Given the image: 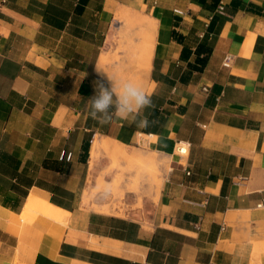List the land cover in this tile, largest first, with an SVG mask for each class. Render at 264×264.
Returning <instances> with one entry per match:
<instances>
[{
    "label": "crops",
    "instance_id": "crops-1",
    "mask_svg": "<svg viewBox=\"0 0 264 264\" xmlns=\"http://www.w3.org/2000/svg\"><path fill=\"white\" fill-rule=\"evenodd\" d=\"M219 2L0 0V264H264V0ZM145 45L149 125L92 119L101 56L110 76ZM95 137L165 160L141 208L85 207Z\"/></svg>",
    "mask_w": 264,
    "mask_h": 264
},
{
    "label": "rangeland",
    "instance_id": "rangeland-1",
    "mask_svg": "<svg viewBox=\"0 0 264 264\" xmlns=\"http://www.w3.org/2000/svg\"><path fill=\"white\" fill-rule=\"evenodd\" d=\"M141 50L140 47L138 52ZM119 61L122 59H118ZM125 149L127 151L126 156L119 154L118 157L110 159L108 154L101 153L98 154L99 156L95 155V157L98 156L95 166L90 163L91 169L87 180L86 194L91 198V202L85 205L88 209L99 210L112 206L124 214L130 207L141 208L143 206L144 198L148 197L146 195L147 189L151 190L150 195L158 192L159 188L155 183L162 180L161 168L157 170L152 168L151 164L154 161L148 159L147 153L142 151V148L126 147ZM140 157L148 159L150 162L145 164ZM98 194L102 195L109 204L100 207L94 201ZM149 198L150 200L155 199V197Z\"/></svg>",
    "mask_w": 264,
    "mask_h": 264
},
{
    "label": "bare ground",
    "instance_id": "bare-ground-1",
    "mask_svg": "<svg viewBox=\"0 0 264 264\" xmlns=\"http://www.w3.org/2000/svg\"><path fill=\"white\" fill-rule=\"evenodd\" d=\"M141 19L143 20L144 18H141ZM138 30H139L140 34L145 35V34L150 33V32H148V29H145V28H139ZM141 48H142V50L140 52H138L137 54L127 58L126 60H122L119 62L117 60L118 68L109 77H111L116 82H120V81H124V80H131V81H134L143 87L145 80L147 78V75H148L149 68H150V61H151L150 60V54H152V53H150L151 50L149 51L148 45H145L144 47H141ZM105 60H106V56H101V59L97 65V69L104 71ZM146 136H148V135H146ZM150 137H151V139L149 141L153 142L154 139H152V138H154V137L153 136H150ZM146 143H148V141ZM125 148H126V144L124 145V144H121L120 142L118 143L116 140L109 138V137H95L93 139L94 156L101 153V151L106 152L110 156V159H113L116 156L118 157L119 154L121 156H126L127 151ZM140 158H141V161L145 162V164L146 163L148 164L150 162L148 159H143L142 157H140ZM152 162H153V160H152ZM164 164H165V161L163 159H159V160H155L151 164V166L153 169L157 170V169L161 168L162 166H164ZM155 185L157 187H159L160 181L158 180L155 183ZM88 198L89 197L85 198L84 201H87ZM87 202H89V201H87ZM28 203H29L28 207H26L21 214L24 222L30 223L34 219L38 218L54 234L56 232L60 234L62 232V229H63L62 226H65L68 223L69 218H72V217H70L69 211L65 210L64 208L55 206L54 204L49 203L45 200L32 198V201L28 202Z\"/></svg>",
    "mask_w": 264,
    "mask_h": 264
},
{
    "label": "clouds",
    "instance_id": "clouds-1",
    "mask_svg": "<svg viewBox=\"0 0 264 264\" xmlns=\"http://www.w3.org/2000/svg\"><path fill=\"white\" fill-rule=\"evenodd\" d=\"M97 73L100 78L94 82V95L89 99V116L100 124L124 120L147 127L149 119L144 113L153 107V101L143 87L131 80L116 82L99 69Z\"/></svg>",
    "mask_w": 264,
    "mask_h": 264
},
{
    "label": "built area",
    "instance_id": "built-area-1",
    "mask_svg": "<svg viewBox=\"0 0 264 264\" xmlns=\"http://www.w3.org/2000/svg\"><path fill=\"white\" fill-rule=\"evenodd\" d=\"M224 4H225V0H220L219 4L217 6V9L219 11H222L224 9ZM231 60H232V56L231 55H229V54L225 55L224 60L222 62L223 66L229 67ZM203 89L204 90H207V87L204 86ZM187 145L188 144H186V143L179 142L178 145H177V148H176L177 149V152L179 154H185V153H187V149H188L187 148L188 147ZM257 205H258V207H264V198H262V200Z\"/></svg>",
    "mask_w": 264,
    "mask_h": 264
},
{
    "label": "trees",
    "instance_id": "trees-1",
    "mask_svg": "<svg viewBox=\"0 0 264 264\" xmlns=\"http://www.w3.org/2000/svg\"><path fill=\"white\" fill-rule=\"evenodd\" d=\"M85 148L88 149V144H87V146H85Z\"/></svg>",
    "mask_w": 264,
    "mask_h": 264
}]
</instances>
